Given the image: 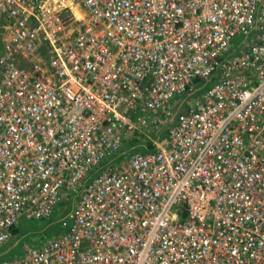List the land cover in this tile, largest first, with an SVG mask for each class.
<instances>
[{"label": "built area", "instance_id": "built-area-1", "mask_svg": "<svg viewBox=\"0 0 264 264\" xmlns=\"http://www.w3.org/2000/svg\"><path fill=\"white\" fill-rule=\"evenodd\" d=\"M30 221L0 264H264V0H0V246Z\"/></svg>", "mask_w": 264, "mask_h": 264}, {"label": "rangeland", "instance_id": "rangeland-1", "mask_svg": "<svg viewBox=\"0 0 264 264\" xmlns=\"http://www.w3.org/2000/svg\"><path fill=\"white\" fill-rule=\"evenodd\" d=\"M240 41L238 42L239 45ZM181 101V99L179 100ZM178 101V102H179ZM180 103V102H179ZM177 103V106L179 105ZM183 111V108L179 110V112L175 116V120L179 117ZM169 126L163 127L161 130L154 134V137L160 135V137L165 136L169 132ZM159 137V136H158ZM147 147H151V145L144 142V139L140 136L135 138L129 144L126 145V155H129L132 151L142 150L144 151ZM117 160V159H116ZM23 223V224H22ZM19 228L16 231V238L13 242H8L2 246H0V259H13L14 257L22 254V245L24 238L30 239L33 234L41 233L46 236H52V230L57 228L56 224L48 225L44 221H30V222H22ZM35 232V233H34ZM30 237V238H29Z\"/></svg>", "mask_w": 264, "mask_h": 264}, {"label": "bare ground", "instance_id": "bare-ground-1", "mask_svg": "<svg viewBox=\"0 0 264 264\" xmlns=\"http://www.w3.org/2000/svg\"><path fill=\"white\" fill-rule=\"evenodd\" d=\"M75 10L77 11L78 14L80 13L79 10H78L77 8H75Z\"/></svg>", "mask_w": 264, "mask_h": 264}, {"label": "trees", "instance_id": "trees-1", "mask_svg": "<svg viewBox=\"0 0 264 264\" xmlns=\"http://www.w3.org/2000/svg\"><path fill=\"white\" fill-rule=\"evenodd\" d=\"M152 147H153V146L151 145V148H152ZM22 224H23V223H22ZM20 226H21V225H20ZM20 226H19V227H20ZM19 227H18V228H19ZM15 231H17V228H16V230H15Z\"/></svg>", "mask_w": 264, "mask_h": 264}]
</instances>
